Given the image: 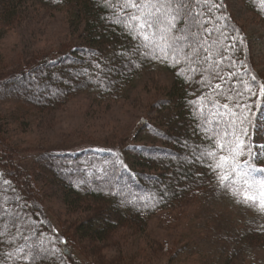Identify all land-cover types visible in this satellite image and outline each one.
Here are the masks:
<instances>
[{"label": "trees", "instance_id": "1", "mask_svg": "<svg viewBox=\"0 0 264 264\" xmlns=\"http://www.w3.org/2000/svg\"><path fill=\"white\" fill-rule=\"evenodd\" d=\"M35 1L50 8L66 6V8L73 9V22L75 20L76 25L71 31L76 39L66 40L58 47L35 52L29 57L27 54L26 59L22 61L17 59L13 64L11 61L9 63L12 64L11 66L2 62L5 61V56L0 60V85H3L5 89L0 91V102L14 104L11 115L0 110V172L4 173V176L0 177V232L5 231V225H7V235L0 237V240L11 239L17 233V228L12 225L9 217L2 215L3 209L21 212L25 220H35L39 225L38 231L31 235L29 242L43 241L49 248H58L64 253L63 256L57 253L44 264H83L87 260L76 251L78 249H76L75 237L87 240L89 242L87 248L90 249L92 242L103 243L108 236L120 228L127 227L138 234L146 230L153 216L174 210L172 208L190 205L198 209V213L208 214V216L205 214L209 221L206 224L209 230L214 229L211 232L213 237L221 235L226 240H240L245 235H249L248 238L253 240L251 243L253 246L264 249V234L260 231H250V229H255L254 225H245L241 229L243 235L241 233L238 235L240 229L238 231L232 229L235 225H231L232 223H229L226 218H212L211 207L215 203L220 200L235 202L236 200L231 196L218 194L215 180L210 175H205L207 169L204 165L191 163L185 159L191 149L202 148L206 143L201 135L202 130L195 133L193 131L200 117L197 114L196 119H193L186 102L197 100L198 105L203 103L205 112H214L219 108V111L223 113L225 109L219 105L224 103H228L230 108L233 107L232 102L226 100L224 95H234V93H229V88L243 91V87L236 82L235 78H229L228 72L239 71L243 74L245 72L243 66L237 65L229 69L228 61H225L221 67L224 69L222 74L227 82L213 81L212 87L204 88H200L198 83L192 86L183 83L176 77L173 70L165 67L174 77L173 84L164 97L157 100L156 105L153 106L152 111H155V117L142 119L147 124H142V127L135 133V140H138L140 139L139 134L146 131L143 136L150 140L154 139L150 143L138 144L135 141L131 142L129 137L121 139L123 137L121 136L115 138L120 139L116 143H113L111 139H104L100 144H91L77 150L49 148L30 150V147L21 148L11 141L9 129L11 122L19 121L23 125L25 118L31 116L32 113L43 114L56 111L82 93H94L101 100H118L124 97L129 86L142 72L158 65H148L143 70L134 68L129 57L137 63L141 62L139 54L132 50L135 41L124 34L120 26L109 24L104 19L108 16L109 10L103 6L102 0H64L60 5L54 4L52 0ZM21 2L23 0H0L1 35L13 29L22 20L19 7ZM243 2L250 11L264 21V12L259 10L261 6L258 2H252V0H243ZM235 23L246 36L242 27L236 21ZM222 43L226 42L222 41ZM125 52L127 54L122 55ZM90 53H95V56ZM249 53L250 67L264 81V76L255 69L250 46ZM49 60L55 63H49ZM105 62H107V67L115 70L108 72ZM81 69H87L92 76L87 87L81 85V80H87V77L76 79L70 75ZM189 75L192 74L189 73ZM17 77H20L24 84H21ZM100 80H103L104 84H107L109 80L116 83L111 91H105ZM65 81H70V84ZM216 83H221L220 91L224 95H216L212 92ZM70 85L76 86L77 90L69 92ZM53 91H63L67 95L63 99H57L48 95ZM253 91L257 93L255 96L245 92L240 98V103L251 107L253 112L259 116L264 105V95H261L256 88ZM193 92L195 95H190ZM202 93L206 97L209 94L211 96L201 102L198 98ZM37 95L43 102H37ZM215 101H219V104ZM235 111L244 113V109ZM216 119L215 116L209 115L210 123L205 127L214 128ZM224 119L227 120L229 117L226 116ZM134 146L136 149L146 147L148 151L134 150ZM96 149H111L112 151L98 152L95 151ZM117 152L120 158L129 165L131 171L136 173L135 178L119 169L118 165L114 167L112 162L116 157L113 153ZM58 153L62 155H56ZM90 165H95V167H90ZM61 168L65 171H61ZM69 168L73 171H67ZM100 168L105 169L107 175L99 173L97 169ZM197 173L201 175L198 177ZM149 177H155V183ZM5 179L11 181V187L2 183ZM79 179L87 180L91 187L82 185L81 187L86 190L79 191L75 187V182ZM126 184L130 187H125ZM177 184L187 190L175 197L166 198L167 203L160 204L156 210L145 209L144 214L136 211L131 205H122L120 202L122 198L130 199L136 193L143 195L149 190L158 191L163 185L175 188ZM49 185H56L61 189L62 202L67 208L83 213L77 223L69 226L58 225L60 228L56 226L45 208L46 187ZM114 185L120 186L123 197L120 194H108V190ZM13 188L15 191L12 190ZM5 196L8 197L7 200L3 199ZM16 196L23 199L17 201ZM25 201H27V207L21 208L20 206ZM205 207L208 208L201 210ZM246 208L259 213L253 208ZM41 221L43 223H40ZM212 221L216 225H213ZM218 240L221 241V238ZM15 243L18 245L24 241L16 236ZM12 247L6 243L0 244V252L11 251ZM234 262L231 260L225 263L236 264ZM17 264H25V262L19 261ZM128 264L137 263L131 260Z\"/></svg>", "mask_w": 264, "mask_h": 264}, {"label": "snow or ice", "instance_id": "2", "mask_svg": "<svg viewBox=\"0 0 264 264\" xmlns=\"http://www.w3.org/2000/svg\"><path fill=\"white\" fill-rule=\"evenodd\" d=\"M52 2L60 5L64 0H52ZM252 2H258L261 6L259 10L264 12V0H252ZM102 4L109 10L108 16L104 19L109 24L120 26L122 32L135 41L132 50L141 58V62L137 63L129 57L135 69L143 70L145 66L161 64L173 70L176 77L183 83L189 86L198 83L200 88H204L212 87L213 81L227 82L222 74L224 69L221 67L225 61H228L229 69L237 65L244 67L243 74L239 71L228 72V77L235 78L236 82L242 85L243 91L229 88V93L234 95H224L220 91L221 83H216L212 88L213 93L224 95L226 100L231 101L233 107L230 108L228 103H224L219 105L225 109L223 113L219 111V108L214 112H205L203 103L198 105L197 100L186 102L193 119H196L197 114L200 117L193 131L195 133L202 130L201 135L206 143L202 148L191 149L185 159L206 167L205 175H210L215 180L218 194L231 196L237 203L264 214V142H262L264 141V112L257 116L251 107L240 103V98L245 92L252 96L257 94L253 91L254 88L264 95V81L250 67L248 39L235 23L234 14L238 15L240 12V0H102ZM126 54V52L122 53V55ZM90 55L95 56V53ZM49 63L55 62L49 60ZM105 65L107 67V62ZM176 69L179 70L176 71ZM114 70L107 67L108 72ZM70 75L76 79L87 77V80H81L83 87H87L88 82L92 80L87 69L72 72ZM17 79L24 84L20 77ZM99 82L105 91H111L116 83L112 80H109L107 84H104L103 80ZM65 83L70 84V81ZM4 90L3 85H0V91ZM76 90V86L73 85H70L68 89L69 92ZM48 95L63 99L67 93L53 91ZM210 96L211 94L206 97L202 93L198 99L203 102ZM36 99L37 102H43L39 95ZM215 103L219 104V101ZM236 109H244V113H238ZM209 115L217 118L215 127L211 129L205 127L210 123ZM226 116L229 119H224ZM142 124L147 122L143 121ZM134 150L148 151L146 147L136 149L135 146ZM95 151L111 152L112 150L96 149ZM113 155L116 157L112 162L114 167L118 165L119 169L135 178L136 173L132 172L129 165L120 158V154L117 152ZM57 164L59 165V161ZM61 171L65 169L61 168ZM67 171L71 172L73 169L69 168ZM97 171L107 175V171L103 168ZM196 175L199 177L201 174ZM3 176L4 173L0 172V177ZM149 179L153 183L156 181L155 177H149ZM2 183L12 186L11 181L6 179ZM82 185L91 187L84 179L75 182V187L79 191H85ZM125 187L130 185L126 184ZM12 190L15 191L14 188ZM186 190L187 188H181L178 184L175 188L163 185L158 191L149 190L143 195L136 193L130 199L122 198L120 202L122 205H131L136 211L144 214L145 209L156 210L160 204L167 203L166 198L175 197ZM108 194H120L122 197L124 195L119 185L109 189ZM3 199L7 200L8 197L5 196ZM15 199L19 201L23 198L16 196ZM20 207H27V201ZM2 215L9 217L12 225L17 228L16 236H19L24 243L17 245L16 236L8 240H0V244L6 243L13 246L11 251L0 252V264H17L19 261L25 264H44L57 253L60 256L64 255L60 249L49 248L43 241L29 242L31 235L38 231L37 221L25 220L21 212H11L8 209H3ZM250 231L264 232V225ZM6 235L7 225H5V231L0 232V237ZM41 235H43L42 231Z\"/></svg>", "mask_w": 264, "mask_h": 264}, {"label": "rangeland", "instance_id": "3", "mask_svg": "<svg viewBox=\"0 0 264 264\" xmlns=\"http://www.w3.org/2000/svg\"><path fill=\"white\" fill-rule=\"evenodd\" d=\"M19 7L22 20L5 34L0 33V60L5 56L2 62L9 66L17 59H26L27 54L29 57L76 39L71 31L76 25L73 9L50 8L35 0H23ZM234 18L247 36L256 71L264 76V21L243 0ZM173 81V75L158 64L142 72L118 100H101L94 93H82L56 111L32 113L23 125L19 121L11 122L10 139L30 150H77L100 144L104 139L116 143L120 139L115 138L121 136L138 144L150 143L154 139L143 136L146 131L139 134V141L135 140L136 130L142 127V119L155 117L153 106L164 97ZM13 109L14 104L0 102L2 112L11 115ZM62 197L58 186L46 187L45 208L58 228L73 225L83 216L80 211L67 208ZM194 208L183 205L153 216L146 230L138 234L127 227L120 228L103 243L92 242V249L87 248V240L75 237L76 251L87 260L83 264H128L131 260L137 264H226L231 260L236 264H264V249L253 246L249 235L242 237L241 242L216 235L221 238L219 241L211 234L214 229L209 230L206 224L209 221L205 214H208L198 213ZM211 210L213 219L226 218L235 225L232 229H240L238 235L245 225L255 228L264 225L263 214L233 200H220Z\"/></svg>", "mask_w": 264, "mask_h": 264}]
</instances>
